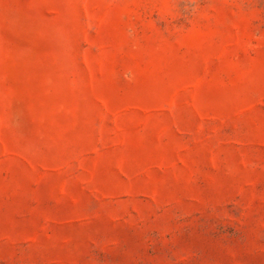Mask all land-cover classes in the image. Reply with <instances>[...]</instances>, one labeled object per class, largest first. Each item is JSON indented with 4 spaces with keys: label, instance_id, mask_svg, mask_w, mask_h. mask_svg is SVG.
Segmentation results:
<instances>
[{
    "label": "rangeland",
    "instance_id": "obj_1",
    "mask_svg": "<svg viewBox=\"0 0 264 264\" xmlns=\"http://www.w3.org/2000/svg\"><path fill=\"white\" fill-rule=\"evenodd\" d=\"M0 264H264V0H0Z\"/></svg>",
    "mask_w": 264,
    "mask_h": 264
}]
</instances>
